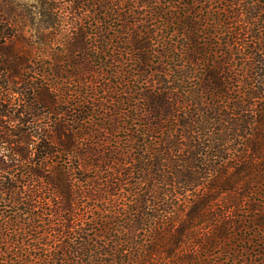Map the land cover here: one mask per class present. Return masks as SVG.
<instances>
[{"label": "trees", "instance_id": "1", "mask_svg": "<svg viewBox=\"0 0 264 264\" xmlns=\"http://www.w3.org/2000/svg\"><path fill=\"white\" fill-rule=\"evenodd\" d=\"M0 1V264H264V0Z\"/></svg>", "mask_w": 264, "mask_h": 264}, {"label": "rangeland", "instance_id": "2", "mask_svg": "<svg viewBox=\"0 0 264 264\" xmlns=\"http://www.w3.org/2000/svg\"><path fill=\"white\" fill-rule=\"evenodd\" d=\"M2 1V0H0ZM31 4V0H13V6L18 7L19 11L27 12L29 9V5Z\"/></svg>", "mask_w": 264, "mask_h": 264}]
</instances>
